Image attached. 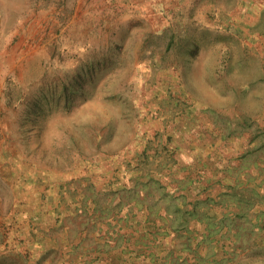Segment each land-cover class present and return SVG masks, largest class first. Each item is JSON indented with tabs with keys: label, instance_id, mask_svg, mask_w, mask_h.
I'll use <instances>...</instances> for the list:
<instances>
[{
	"label": "rangeland",
	"instance_id": "rangeland-1",
	"mask_svg": "<svg viewBox=\"0 0 264 264\" xmlns=\"http://www.w3.org/2000/svg\"><path fill=\"white\" fill-rule=\"evenodd\" d=\"M0 264H264V0H0Z\"/></svg>",
	"mask_w": 264,
	"mask_h": 264
}]
</instances>
